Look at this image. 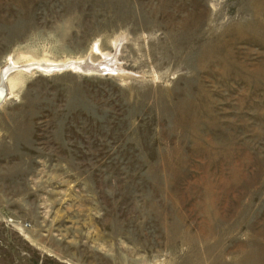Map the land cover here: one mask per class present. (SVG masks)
Wrapping results in <instances>:
<instances>
[{
	"label": "rangeland",
	"instance_id": "obj_1",
	"mask_svg": "<svg viewBox=\"0 0 264 264\" xmlns=\"http://www.w3.org/2000/svg\"><path fill=\"white\" fill-rule=\"evenodd\" d=\"M85 60L8 76L0 264H264V0H0V74Z\"/></svg>",
	"mask_w": 264,
	"mask_h": 264
},
{
	"label": "bare ground",
	"instance_id": "obj_2",
	"mask_svg": "<svg viewBox=\"0 0 264 264\" xmlns=\"http://www.w3.org/2000/svg\"><path fill=\"white\" fill-rule=\"evenodd\" d=\"M40 63H31L26 65H15L10 63L0 74V93L5 96V91L9 92L8 76L14 72L23 71L26 73H32L39 71L44 74H51L55 72L63 71L64 69H72L84 73L99 72L102 71L99 66L92 65L89 61H66V62H51V61H38ZM104 71V69H103ZM5 98V97H4Z\"/></svg>",
	"mask_w": 264,
	"mask_h": 264
},
{
	"label": "water",
	"instance_id": "obj_3",
	"mask_svg": "<svg viewBox=\"0 0 264 264\" xmlns=\"http://www.w3.org/2000/svg\"><path fill=\"white\" fill-rule=\"evenodd\" d=\"M4 97L2 93H0V105L4 102Z\"/></svg>",
	"mask_w": 264,
	"mask_h": 264
}]
</instances>
